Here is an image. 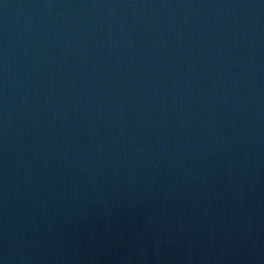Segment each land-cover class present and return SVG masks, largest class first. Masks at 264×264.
I'll return each instance as SVG.
<instances>
[{
    "label": "water",
    "instance_id": "95a60500",
    "mask_svg": "<svg viewBox=\"0 0 264 264\" xmlns=\"http://www.w3.org/2000/svg\"><path fill=\"white\" fill-rule=\"evenodd\" d=\"M0 264H264V0H0Z\"/></svg>",
    "mask_w": 264,
    "mask_h": 264
}]
</instances>
